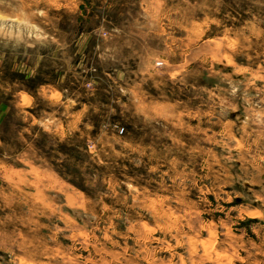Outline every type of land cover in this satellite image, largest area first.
Listing matches in <instances>:
<instances>
[{
  "label": "rangeland",
  "instance_id": "obj_1",
  "mask_svg": "<svg viewBox=\"0 0 264 264\" xmlns=\"http://www.w3.org/2000/svg\"><path fill=\"white\" fill-rule=\"evenodd\" d=\"M0 264H264V0H0Z\"/></svg>",
  "mask_w": 264,
  "mask_h": 264
},
{
  "label": "built area",
  "instance_id": "obj_2",
  "mask_svg": "<svg viewBox=\"0 0 264 264\" xmlns=\"http://www.w3.org/2000/svg\"><path fill=\"white\" fill-rule=\"evenodd\" d=\"M159 64V63H158Z\"/></svg>",
  "mask_w": 264,
  "mask_h": 264
}]
</instances>
